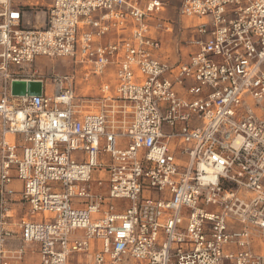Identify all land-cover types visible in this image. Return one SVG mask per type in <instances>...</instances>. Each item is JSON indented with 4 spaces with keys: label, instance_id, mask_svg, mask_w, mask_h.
I'll return each mask as SVG.
<instances>
[{
    "label": "built area",
    "instance_id": "obj_1",
    "mask_svg": "<svg viewBox=\"0 0 264 264\" xmlns=\"http://www.w3.org/2000/svg\"><path fill=\"white\" fill-rule=\"evenodd\" d=\"M165 8L0 4V264H264L250 249L264 238V0H183L194 51L175 65L150 35L173 33ZM38 11L41 27L24 22ZM38 58L73 71L13 97ZM79 75L111 79L96 111L74 104ZM16 195L28 218L12 248Z\"/></svg>",
    "mask_w": 264,
    "mask_h": 264
},
{
    "label": "crops",
    "instance_id": "obj_2",
    "mask_svg": "<svg viewBox=\"0 0 264 264\" xmlns=\"http://www.w3.org/2000/svg\"><path fill=\"white\" fill-rule=\"evenodd\" d=\"M160 2L164 3L166 8L165 11L161 14V18L164 20H168L173 22L174 24V30L173 33L171 34H165L163 32H159L153 29V27L150 30V35L154 38H157L161 42V48L160 51L155 52V56H159L163 61L169 63V64H177L179 62H186L188 59V56L194 51L193 48L191 47H185V42L192 40L195 38V33L191 31L189 28L191 26L190 20L183 19L179 17L178 15V9L183 0H159ZM179 2V6L176 8L175 3ZM174 3V4H173ZM173 4V5H172ZM173 12H171V11ZM172 14V15H170ZM27 23L29 26H32V23L28 20L24 21ZM27 25V26H28ZM153 26V25H151ZM126 35V32H123L120 35H117L115 33L109 34L99 42L102 44H107V43H112L114 41H117L120 38H124ZM90 80L96 81L97 85L94 88V92L97 93V97L99 96V88L102 83H106L111 81V79H108L107 76H100V77H91ZM190 83V82H189ZM188 84V83H187ZM176 93L184 98V99H191L190 96L185 94V89L184 88H175ZM96 97V98H97ZM95 98V99H96ZM89 100L88 105L83 107L86 111H96L97 108L94 106V100ZM120 147L125 146V142L120 140L119 142ZM106 158V156H103ZM14 189V188H13ZM16 192H19V190L14 189ZM17 197L18 195L14 196L12 198V204H11V209H12V215L14 218V213L15 209L13 208L17 203L21 204L22 206L25 207L26 211L21 219L28 218L27 214V207L25 203H23L20 200V197L18 198L17 202ZM19 219V221L21 220ZM15 226L14 224L10 227L12 232L14 233V236L12 237V240L9 242V246L12 248H15L20 245L19 241V231L18 227L17 229L12 228ZM250 249L253 253L255 254H264V238L261 239H253L251 241ZM24 264H36L37 263V257L33 255H27L26 259L23 262Z\"/></svg>",
    "mask_w": 264,
    "mask_h": 264
},
{
    "label": "rangeland",
    "instance_id": "obj_3",
    "mask_svg": "<svg viewBox=\"0 0 264 264\" xmlns=\"http://www.w3.org/2000/svg\"><path fill=\"white\" fill-rule=\"evenodd\" d=\"M14 2H21L22 4H34L36 1L44 2L47 0H13ZM174 4V3H173ZM172 4V5H173ZM179 6V2L175 3V7L177 8ZM171 11V10H170ZM173 12V11H171ZM172 15V14H170ZM28 21H30L33 25H40L42 20V13L41 12H33L30 17L26 18ZM73 64L71 60L67 59H47V58H38L36 59L33 68L26 72L27 76H25L26 79H30L33 81L37 80H43L47 81L49 84L50 81V75L51 74H58V75H65L71 73L73 71ZM36 71V72H35ZM35 72V73H34ZM97 85L96 81L88 80L85 81L82 79V77L79 75L77 76L75 80V97H74V104L76 106H87L89 103V100L95 99L97 97L98 92H94V88ZM2 87V81L0 80V90ZM83 111H86L85 109H82ZM191 147V146H189ZM179 163H181L182 166H185L186 160L177 159ZM11 187L19 190L20 184L17 180H14L11 184ZM17 197V202L18 201ZM120 204L119 202H117ZM15 213L13 218L14 224L12 228L17 229V225L19 223V219H21L26 211L25 207L21 204L17 203L14 207ZM36 248V246H34Z\"/></svg>",
    "mask_w": 264,
    "mask_h": 264
},
{
    "label": "water",
    "instance_id": "obj_4",
    "mask_svg": "<svg viewBox=\"0 0 264 264\" xmlns=\"http://www.w3.org/2000/svg\"><path fill=\"white\" fill-rule=\"evenodd\" d=\"M32 13H28L26 18L30 17ZM43 24V14L40 25H36V28L41 27ZM42 84L39 81H13L10 85L11 95L13 97L24 96H39L41 94Z\"/></svg>",
    "mask_w": 264,
    "mask_h": 264
},
{
    "label": "bare ground",
    "instance_id": "obj_5",
    "mask_svg": "<svg viewBox=\"0 0 264 264\" xmlns=\"http://www.w3.org/2000/svg\"><path fill=\"white\" fill-rule=\"evenodd\" d=\"M7 0H0V4L6 2Z\"/></svg>",
    "mask_w": 264,
    "mask_h": 264
}]
</instances>
